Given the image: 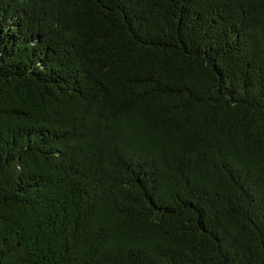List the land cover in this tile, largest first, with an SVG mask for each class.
<instances>
[{
    "label": "trees",
    "instance_id": "1",
    "mask_svg": "<svg viewBox=\"0 0 264 264\" xmlns=\"http://www.w3.org/2000/svg\"><path fill=\"white\" fill-rule=\"evenodd\" d=\"M0 264H264V0H0Z\"/></svg>",
    "mask_w": 264,
    "mask_h": 264
}]
</instances>
